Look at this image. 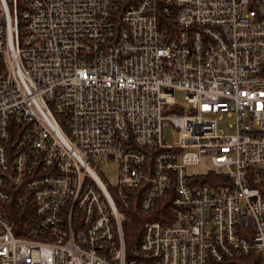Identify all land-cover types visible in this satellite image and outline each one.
Returning a JSON list of instances; mask_svg holds the SVG:
<instances>
[{"label":"built area","instance_id":"1","mask_svg":"<svg viewBox=\"0 0 264 264\" xmlns=\"http://www.w3.org/2000/svg\"><path fill=\"white\" fill-rule=\"evenodd\" d=\"M0 264H264V0H0Z\"/></svg>","mask_w":264,"mask_h":264},{"label":"trees","instance_id":"2","mask_svg":"<svg viewBox=\"0 0 264 264\" xmlns=\"http://www.w3.org/2000/svg\"><path fill=\"white\" fill-rule=\"evenodd\" d=\"M158 211L161 213L162 208L159 207ZM123 212L126 216V221L123 225V234L125 236L126 248L131 252L142 240V230L145 222L156 220L159 217V213H153L152 215L150 212H144L138 205H133L128 209L123 208Z\"/></svg>","mask_w":264,"mask_h":264},{"label":"rangeland","instance_id":"3","mask_svg":"<svg viewBox=\"0 0 264 264\" xmlns=\"http://www.w3.org/2000/svg\"><path fill=\"white\" fill-rule=\"evenodd\" d=\"M185 92L183 91H176L175 98L177 100V103H179V106L181 108L189 109L187 106V102L185 100ZM233 120L229 118L228 116H224L221 120H219L220 129L224 130L227 134H232L234 130H231L228 125L232 123ZM166 132V138L167 140H170L171 138V128L168 126L164 127ZM100 172H97L100 177L107 178L108 182L112 184L113 186L118 185V167L117 165L112 161H105L100 166ZM189 172L191 173H202L203 168L202 167H191L189 168Z\"/></svg>","mask_w":264,"mask_h":264}]
</instances>
